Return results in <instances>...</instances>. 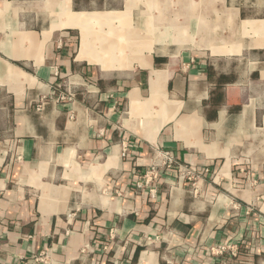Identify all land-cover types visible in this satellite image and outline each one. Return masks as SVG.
I'll list each match as a JSON object with an SVG mask.
<instances>
[{
  "label": "crops",
  "instance_id": "obj_1",
  "mask_svg": "<svg viewBox=\"0 0 264 264\" xmlns=\"http://www.w3.org/2000/svg\"><path fill=\"white\" fill-rule=\"evenodd\" d=\"M253 1L0 0V264H264Z\"/></svg>",
  "mask_w": 264,
  "mask_h": 264
},
{
  "label": "built area",
  "instance_id": "obj_2",
  "mask_svg": "<svg viewBox=\"0 0 264 264\" xmlns=\"http://www.w3.org/2000/svg\"><path fill=\"white\" fill-rule=\"evenodd\" d=\"M163 161L159 165H152L145 171L140 179L136 182V189L139 191L148 190L150 198H155L157 196L159 188L162 186L164 181L169 179L176 180L178 182H189L192 186V192L194 196L199 195V188L197 186V178L201 175L208 174L210 169L204 167L202 171L197 173L194 169L184 166L181 162L170 152H160ZM224 248H218V254H223ZM231 257H237V249H230ZM224 255V254H223Z\"/></svg>",
  "mask_w": 264,
  "mask_h": 264
},
{
  "label": "rangeland",
  "instance_id": "obj_3",
  "mask_svg": "<svg viewBox=\"0 0 264 264\" xmlns=\"http://www.w3.org/2000/svg\"><path fill=\"white\" fill-rule=\"evenodd\" d=\"M242 1L245 2L247 8L248 7H252V4L254 2L253 0H242ZM255 2L258 4V7H260V5H262V9H263V12L262 13H260L259 15L257 14L258 17L264 18V0H260L259 2H257V0H255ZM168 5H169V7H170V9L172 11H176L177 12L179 10L180 4L178 2L171 1V2H168ZM256 8H257V6H256ZM172 26L173 27H176L175 25H172Z\"/></svg>",
  "mask_w": 264,
  "mask_h": 264
},
{
  "label": "bare ground",
  "instance_id": "obj_4",
  "mask_svg": "<svg viewBox=\"0 0 264 264\" xmlns=\"http://www.w3.org/2000/svg\"><path fill=\"white\" fill-rule=\"evenodd\" d=\"M176 26V25H175ZM87 43V42H86ZM89 43H87V45H88ZM85 46H86V44H85ZM84 50L86 51V50H88L87 49V46L84 48ZM97 59H95V61H96Z\"/></svg>",
  "mask_w": 264,
  "mask_h": 264
}]
</instances>
